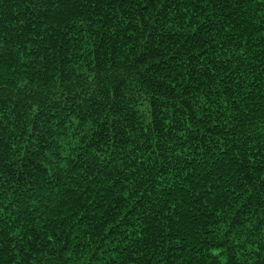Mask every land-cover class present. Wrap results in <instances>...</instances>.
Instances as JSON below:
<instances>
[{
    "label": "trees",
    "instance_id": "16d2710c",
    "mask_svg": "<svg viewBox=\"0 0 264 264\" xmlns=\"http://www.w3.org/2000/svg\"><path fill=\"white\" fill-rule=\"evenodd\" d=\"M0 264H264V0H0Z\"/></svg>",
    "mask_w": 264,
    "mask_h": 264
}]
</instances>
